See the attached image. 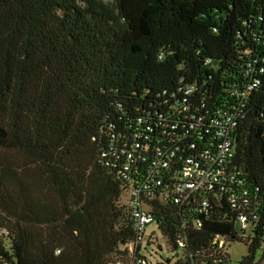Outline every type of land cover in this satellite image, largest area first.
Instances as JSON below:
<instances>
[{
    "label": "trees",
    "instance_id": "obj_1",
    "mask_svg": "<svg viewBox=\"0 0 264 264\" xmlns=\"http://www.w3.org/2000/svg\"><path fill=\"white\" fill-rule=\"evenodd\" d=\"M263 42L264 0H0V260L124 263L136 236L131 181L158 149L176 148L170 184L193 153L186 115L231 104L251 78L231 167L264 204V71L247 73ZM169 193L147 203L181 252L174 264H231L236 241L247 246L239 264H264L262 206L239 235L228 192L206 193L208 214L191 213L198 193L188 208Z\"/></svg>",
    "mask_w": 264,
    "mask_h": 264
},
{
    "label": "built area",
    "instance_id": "obj_2",
    "mask_svg": "<svg viewBox=\"0 0 264 264\" xmlns=\"http://www.w3.org/2000/svg\"><path fill=\"white\" fill-rule=\"evenodd\" d=\"M248 52L251 53L249 50ZM262 63L264 64V57L255 54L253 59H250V68L247 73L256 69L263 72L264 66L260 65ZM258 84V80L251 78L244 86H236L232 89L231 94L233 102L226 106H216L206 117L199 116L196 119L186 115L190 122H185L188 125L185 131L194 134L189 145L193 153L183 156L182 167L170 184L165 182V178L168 177L173 167L174 159L178 158L176 148L158 149L156 156L149 161L141 175L131 181L127 191V202L135 221L136 236L126 246L131 254L124 259V263L117 262L116 264H151L148 258L141 253V250L146 237V226L155 223L156 228L160 231L158 215L152 211L147 203V200L153 198L154 191L160 194V199L170 197L169 192H171L175 196V202L187 208L192 203L189 201L191 195L198 193L200 195V199L197 198L196 202L198 208L191 212L195 214H208L209 199L206 196L207 192L216 188L220 193L228 192V200L237 215L236 220L240 224V229L246 235L252 233L257 226L255 222L258 220V214L253 207L254 203L262 206L260 211L263 213L264 204L254 202L252 188L249 187L247 180L239 170L232 169L231 164L235 158V131L238 125V116L243 112L247 100L258 87ZM193 89L192 86L187 92L189 93ZM175 109L179 114L185 111L181 106ZM178 127L179 123L171 124L172 130L178 129ZM129 157L132 158V154L129 153ZM130 167L127 164L125 170L129 171ZM191 213L186 219L193 218L190 217L193 216ZM194 222H197V225L200 224L199 220H194ZM0 233L7 234L8 231L0 229ZM154 233L155 231L152 230L148 238H156ZM212 243L223 256L229 253V244L224 237L216 235ZM177 244L178 247L183 248L186 246V241L180 238L177 240ZM137 249L138 252H136ZM190 262V264H196L193 259ZM221 262V258L216 262L213 261L214 264H221ZM0 264L11 263L7 260H0Z\"/></svg>",
    "mask_w": 264,
    "mask_h": 264
},
{
    "label": "rangeland",
    "instance_id": "obj_3",
    "mask_svg": "<svg viewBox=\"0 0 264 264\" xmlns=\"http://www.w3.org/2000/svg\"><path fill=\"white\" fill-rule=\"evenodd\" d=\"M112 1V0H106ZM122 203L125 204V199L121 200ZM237 226V231L239 235L242 234V230L240 229V225ZM154 230L155 238L149 239L148 235L150 232ZM145 240L143 241V247L141 253L145 255L151 264H174L175 261L181 257V252L172 250L164 240L161 232L156 228V224H149L146 226ZM148 240H150L148 242ZM247 252V246L243 241H236L230 246V255L232 258L231 264H239V261L243 254ZM169 260V261H167Z\"/></svg>",
    "mask_w": 264,
    "mask_h": 264
}]
</instances>
